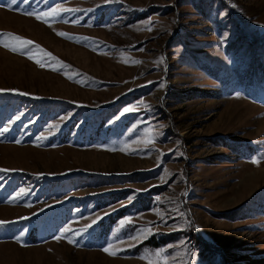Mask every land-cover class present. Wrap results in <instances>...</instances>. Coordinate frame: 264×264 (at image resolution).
Masks as SVG:
<instances>
[{"label": "rangeland", "instance_id": "374dc122", "mask_svg": "<svg viewBox=\"0 0 264 264\" xmlns=\"http://www.w3.org/2000/svg\"><path fill=\"white\" fill-rule=\"evenodd\" d=\"M0 90V264H264V0H0Z\"/></svg>", "mask_w": 264, "mask_h": 264}, {"label": "snow or ice", "instance_id": "6c2138e0", "mask_svg": "<svg viewBox=\"0 0 264 264\" xmlns=\"http://www.w3.org/2000/svg\"><path fill=\"white\" fill-rule=\"evenodd\" d=\"M11 2H12V4H16V3H18V0H11ZM61 11L63 12V13H70V12H72V11H78V10H73V9H67V8H65V9H62V10H60V11H58V9L56 8V7H52L51 8V11L50 12H45L44 14H43V17H58V16H60V14H61ZM28 15H35L36 16V19H38V20H41L42 19V17H41V15H39V14H34V13H27ZM44 22L45 23H48V20L47 19H44ZM9 35H11V34H9ZM59 35H61V36H65V35H67V34H65V33H59ZM15 39L17 40V41H20L21 42V45L22 46H27V45H30V44H32V41H29V40H22V38H20V37H15ZM138 50H142V49H138ZM47 55H51V54H47ZM37 63H40V61L39 60H37ZM137 63H139V61H137ZM40 66L41 67H44L45 65L43 64V63H41L40 64ZM65 67H67V66H65ZM4 90H0V92H3ZM18 94H20V95H27V93H23V92H19ZM132 109H125L124 111H131ZM21 115H23L22 113L21 114H18L17 116H16V119L18 120V119H20L21 118ZM11 123H15V120H13V121H11ZM58 127V126H57ZM8 131V128L7 127H5L4 129H3V131L2 132H0V135H2L3 134V132H7ZM17 143H20L21 141H16ZM149 142H151V141H149ZM253 163H258V161H253ZM7 171H9V170H6V169H0V173H2V172H7ZM0 179H2V177H0ZM26 193V190L24 189V188H21L17 193H16V196L18 197V198H23V194H25ZM163 222V221H162ZM3 223L4 222H0V226H2L3 225ZM65 231H67V229H65ZM57 239H60V237H57ZM130 239H135V237H131ZM72 241H69V243H71ZM104 251L105 252H109V248H104ZM150 264H154V262H151L150 261ZM164 264H168V261H167V259H165L164 260Z\"/></svg>", "mask_w": 264, "mask_h": 264}]
</instances>
